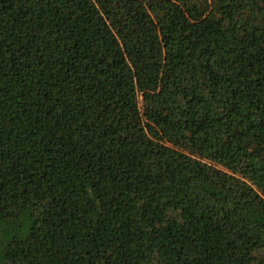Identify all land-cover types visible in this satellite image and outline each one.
<instances>
[{
	"label": "trees",
	"instance_id": "1",
	"mask_svg": "<svg viewBox=\"0 0 264 264\" xmlns=\"http://www.w3.org/2000/svg\"><path fill=\"white\" fill-rule=\"evenodd\" d=\"M0 264H264V0H0Z\"/></svg>",
	"mask_w": 264,
	"mask_h": 264
}]
</instances>
